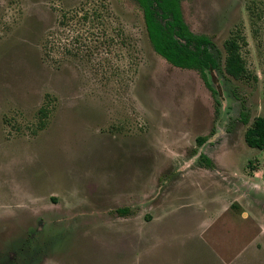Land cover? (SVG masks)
<instances>
[{
	"label": "rangeland",
	"instance_id": "obj_1",
	"mask_svg": "<svg viewBox=\"0 0 264 264\" xmlns=\"http://www.w3.org/2000/svg\"><path fill=\"white\" fill-rule=\"evenodd\" d=\"M182 7L223 65L245 39L218 101L135 0H0V264H264V0Z\"/></svg>",
	"mask_w": 264,
	"mask_h": 264
},
{
	"label": "trees",
	"instance_id": "obj_2",
	"mask_svg": "<svg viewBox=\"0 0 264 264\" xmlns=\"http://www.w3.org/2000/svg\"><path fill=\"white\" fill-rule=\"evenodd\" d=\"M143 12L147 35L154 51L176 68L196 71L206 88L218 101L219 91L213 84L212 76L220 72L234 80L249 78L247 64L242 55L246 44L240 35H234L224 43L225 64H222L223 54L207 35L195 34L187 25L182 7V0H135ZM42 118L48 116V110L41 109ZM245 125L250 124L247 113H241ZM207 141L199 138V145ZM245 141L251 148L264 151V116L256 118L248 127ZM199 164L212 169L211 159L201 155ZM126 215L128 208L118 210Z\"/></svg>",
	"mask_w": 264,
	"mask_h": 264
}]
</instances>
